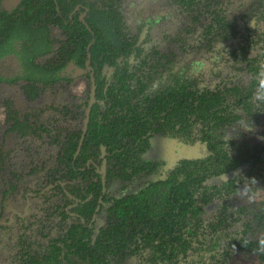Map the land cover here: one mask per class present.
Returning <instances> with one entry per match:
<instances>
[{
  "label": "trees",
  "instance_id": "trees-1",
  "mask_svg": "<svg viewBox=\"0 0 264 264\" xmlns=\"http://www.w3.org/2000/svg\"><path fill=\"white\" fill-rule=\"evenodd\" d=\"M149 1L0 0V92L22 99L0 98V261L264 264V0ZM170 17L183 31L164 47ZM154 140L196 156L168 166Z\"/></svg>",
  "mask_w": 264,
  "mask_h": 264
},
{
  "label": "rangeland",
  "instance_id": "rangeland-1",
  "mask_svg": "<svg viewBox=\"0 0 264 264\" xmlns=\"http://www.w3.org/2000/svg\"><path fill=\"white\" fill-rule=\"evenodd\" d=\"M132 4V2H131ZM132 6V13L130 14L131 16H129V18H132V15L135 14L136 8L137 6L132 4L130 5ZM175 8L171 7L169 8L166 5V2L162 1V0H150L147 3V7L144 10V13L147 15H155L158 13H162V15H165L167 13V11H174ZM132 20V19H131ZM165 22L159 24L158 26H156L153 30V34L155 36L156 39H158L159 42H161V45L166 47L168 46V44H170L171 42H176L175 40H177V36L180 35L183 31V26L181 24L180 18H172L170 17L168 20H164ZM133 23V25H132ZM136 24V20L134 19V21H129V25L133 28ZM134 29V28H133ZM176 52H178L177 50H175ZM207 56H202L199 60L201 62L204 63H208L206 61H204L206 59ZM198 60V58H197ZM212 69V66L205 64L203 66L202 69V76L204 77L205 80L209 81V76H210V71ZM1 90H4V88H1ZM71 96L73 97L74 100L76 101H81L83 98H85L87 96V91H88V84L86 81H81L79 80L78 82L75 83V85L73 86V88L71 89ZM21 89L20 87H15V89L11 90V94L9 95H5V92H0V98H15V102H18L19 100H22L21 97H19V93H20ZM58 91V90H57ZM60 95H58L60 98L63 97L62 100L64 101H70L66 96L65 93H61L59 92ZM50 98V96H49ZM52 98V97H51ZM50 98V99H51ZM49 100V99H48ZM55 100L59 101L60 99L55 98ZM56 101V102H57ZM2 118V116L0 117ZM5 129V128H3ZM43 139H37L34 142L35 148L36 150L38 149H42L43 151H36L32 154V157L30 158L29 162H35L34 160H36L39 156L38 153L40 152V158L45 159L46 158V153L44 152V148H46V145L43 144L42 142ZM184 148V149H183ZM183 148H179L176 147L175 143H168L165 144L162 141L159 140H154L153 144H152V150H151V158L153 159H160V160H164L166 161L168 166H172V164H174L176 162V160H178L179 158L183 157V156H189V157H193L195 155L194 151L191 150H187V148L183 147ZM196 156V155H195ZM25 157L24 155H21V159H19L17 162L19 164V166H21V164L24 161ZM28 165V164H27ZM27 170V169H26ZM23 172H26L24 169H22ZM233 175H229V176H224L223 178H219L218 180H214L213 183H221L223 181H226L228 179H230ZM244 193L247 194V189L243 188L240 192L241 196H244ZM41 200L38 201L36 203L35 207H40L41 204ZM20 225L18 223L14 224V226L12 227V229L10 230L9 233H7L5 235V238L3 239V244H2V250H5V248L7 247V244H14V241L16 239V237L18 235H20ZM5 257H9L10 254L6 253L4 255ZM2 261H0V264H9V260H6L4 258L1 259Z\"/></svg>",
  "mask_w": 264,
  "mask_h": 264
},
{
  "label": "clouds",
  "instance_id": "clouds-1",
  "mask_svg": "<svg viewBox=\"0 0 264 264\" xmlns=\"http://www.w3.org/2000/svg\"><path fill=\"white\" fill-rule=\"evenodd\" d=\"M255 88L256 97L258 99H264V74H261V76L257 79ZM249 199H252V197L250 196ZM244 243L245 246H247L248 241H245ZM253 251L256 255H264V235H261L258 238L256 242V247L253 249Z\"/></svg>",
  "mask_w": 264,
  "mask_h": 264
},
{
  "label": "water",
  "instance_id": "water-1",
  "mask_svg": "<svg viewBox=\"0 0 264 264\" xmlns=\"http://www.w3.org/2000/svg\"><path fill=\"white\" fill-rule=\"evenodd\" d=\"M95 89H96V87L93 86V87H92V92H91V99H90L89 109L87 110V121H86V126H87V124H88V122H89L90 109H91L92 104H93V102H94ZM86 130H87V128L85 129V132H86Z\"/></svg>",
  "mask_w": 264,
  "mask_h": 264
},
{
  "label": "flooded vegetation",
  "instance_id": "flooded-vegetation-1",
  "mask_svg": "<svg viewBox=\"0 0 264 264\" xmlns=\"http://www.w3.org/2000/svg\"><path fill=\"white\" fill-rule=\"evenodd\" d=\"M90 99H91V97H90ZM86 121H87V118H86ZM89 124V123H88ZM88 124H87V126H88ZM85 129H86V123H85ZM85 129H84V131H85ZM103 170L105 171L106 170V162H104V164H103ZM105 179V178H104ZM103 179V180H104ZM105 182V181H104ZM34 207H35V205H34ZM33 207V208H34ZM99 210V209H98Z\"/></svg>",
  "mask_w": 264,
  "mask_h": 264
}]
</instances>
